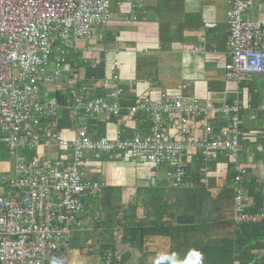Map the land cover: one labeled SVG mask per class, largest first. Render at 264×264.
I'll return each mask as SVG.
<instances>
[{
    "label": "crops",
    "instance_id": "0c3cea01",
    "mask_svg": "<svg viewBox=\"0 0 264 264\" xmlns=\"http://www.w3.org/2000/svg\"><path fill=\"white\" fill-rule=\"evenodd\" d=\"M130 4L113 5L108 24L98 29L101 37L76 43L64 59L66 79L55 85L61 93L82 89L85 99L120 92L119 114L76 123L65 103L53 113L57 134L70 143L83 124L95 139L114 138L119 128L124 137L145 134L149 115L132 111L142 98L180 94L203 108L235 102L242 107L239 167L246 206L264 205V74L238 81L228 76V0H144L132 11ZM243 16L264 19V0H252ZM227 116L204 109L191 118L192 136L199 137L205 123L228 131ZM70 150L68 143L51 141L21 157L66 161ZM2 154L7 162L0 163V174L12 178L16 160L5 149ZM184 167V185L173 186L169 165L138 163L120 152L87 153L83 180L92 189L48 264H264V230L233 222V168L227 160L204 161L192 151Z\"/></svg>",
    "mask_w": 264,
    "mask_h": 264
},
{
    "label": "built area",
    "instance_id": "2783aa9c",
    "mask_svg": "<svg viewBox=\"0 0 264 264\" xmlns=\"http://www.w3.org/2000/svg\"><path fill=\"white\" fill-rule=\"evenodd\" d=\"M121 1L0 0V147L16 160L14 177L0 174V264H48L60 250L70 226L84 209L86 186L83 170L78 168L84 152H126L138 163H168L173 186L184 185L183 159L190 152L201 150L204 161L224 156L236 170L234 224L264 225V206L255 211L246 206L248 189L243 185L244 170L239 167L242 145L237 103H210L203 108L180 94H168L160 101L145 98L132 108L134 114L149 115L150 131L145 134L121 137L119 128L114 138L95 139L87 135L85 126L72 142L71 156L65 162L37 157L25 161L21 157L29 149L55 141L40 133L49 129L41 119L43 112L54 113L59 107L53 99L40 102L42 87L66 79L67 53L80 39L101 37L98 29L108 24L113 5ZM130 2L128 9L132 11L144 0ZM251 4L252 0H228L229 60L225 68L234 80L264 74V19L243 16ZM62 44L68 45L69 51ZM82 91L70 90L67 103L72 108L86 106V115L90 111L119 114L120 92H111L110 99H84ZM204 109L221 118L228 115L229 130L219 133L205 123L201 136L194 138L191 118ZM169 121H173L171 133L167 130ZM59 145L65 143L61 140ZM103 262L112 264L109 259Z\"/></svg>",
    "mask_w": 264,
    "mask_h": 264
},
{
    "label": "trees",
    "instance_id": "16d2710c",
    "mask_svg": "<svg viewBox=\"0 0 264 264\" xmlns=\"http://www.w3.org/2000/svg\"><path fill=\"white\" fill-rule=\"evenodd\" d=\"M58 41L60 42V43H64V41L61 39V38H59L58 39ZM61 47L64 49V50H67L68 49V51H69V46L67 45H65V44H62L61 45ZM58 52H56L55 50L53 51V54L54 55H56ZM51 56H52V54H51ZM58 85H60L59 83H57ZM55 83L54 84H51V85H47V86H43L42 87V89H41V92H40V102H44L45 100H47V101H50V100H55L58 104H59V107L57 108V109H55V111L56 110H58L59 108H61V107H65L66 106V104L65 103H67V100H69L70 98H71V95H70V90L72 89V87H69V88H67V89H64V91L62 90V93L60 92V88H55ZM56 87H58V86H56ZM76 89V88H75ZM85 99V98H84ZM91 99V98H90ZM144 99L145 98H142V99H140L139 101H144ZM152 100V99H151ZM154 101V100H153ZM156 101H159L158 99H156ZM189 101V100H188ZM189 102H191V101H189ZM235 103V102H234ZM230 105H232V103H229ZM238 113H239V115H241L242 116V107H241V105H238ZM84 112H86V106H84V107H81V108H79V109H75L74 107L72 108V113H73V116H74V120H76V123H77V121L79 122V121H83V122H85V124H86V122L88 123V119H93V118H97V117H102V116H105L106 115V117H109V113H107V114H104V115H102V114H99V113H96V112H92V111H90V114H85ZM53 117H54V115H53V113H52V111L51 112H43V114L41 115V119H45L46 120V125H49V129L48 130H41V136L44 138V136L45 137H51L53 140H55L54 142L55 143H57V145H59V142L62 140L65 144L66 143H68V145H69V147H71V144H72V142L74 141V139L69 143V142H66V141H64V139H62L58 134H57V132H56V130L57 131H59V129H60V126L59 125H57V127H55L56 125L54 124V122H53ZM230 118V117H229ZM73 120V121H74ZM86 120V121H85ZM240 121H239V130H240V133L242 132V128H241V126H242V119H241V117H240V119H239ZM85 124H83L82 126H79L78 127V129H77V134L79 133V131L81 130V129H83L86 125ZM87 127V126H86ZM87 129V128H86ZM44 135V136H43ZM87 135H89V133H88V129H87ZM77 136V135H76ZM90 136V135H89ZM201 136V135H200ZM199 136V137H200ZM102 137H104V136H102ZM105 137H109V136H105ZM121 137H124L123 136V133L121 134ZM128 137H131V136H128ZM241 134H240V136H239V140H240V143H241ZM61 140H60V139ZM110 138V137H109ZM197 138H198V136H197ZM57 141V142H56ZM60 146V145H59ZM4 152V148L1 146L0 147V157L1 158H5V155H3L2 153ZM198 153H200V155H201V157H204V155L201 153L202 151L200 150V151H197ZM87 153H109V152H84V154H83V156L80 158V160H81V163H80V165H78V168L80 169V168H82V164H83V160L85 159V157H86V155H87ZM120 154L121 155H128L126 152H120ZM21 156H22V154H21ZM24 156V155H23ZM128 157V156H127ZM24 158V157H23ZM218 158H225L226 160H227V162H228V164L233 168V172H232V176L234 177V175L236 174V170H235V168H234V165L226 158V157H224V156H219ZM218 158H216V159H218ZM33 159V157L32 158H30V157H25L24 158V160L25 161H30V160H32ZM61 160V159H60ZM59 160V161H60ZM184 160V159H183ZM212 160H215V159H212ZM62 161V160H61ZM210 161V160H209ZM62 162H65V161H62ZM72 162V161H71ZM162 164H164V165H168V163H161V164H158V165H162ZM186 176V175H185ZM185 178V177H184ZM243 183H244V179H243ZM84 185L86 186V188L84 189V191H85V196H84V198H83V202H84V200H85V198H86V196L88 195V194H90V192H88V189L90 188V189H92L89 185H87L85 182H84ZM236 185H235V182H234V187H233V191H234V194H235V191L237 190L236 189V187H235ZM233 194V195H234ZM262 206H264V205H262ZM262 206H260V207H262ZM260 207H258V208H260ZM257 208V209H258ZM256 209V210H257ZM255 211V210H254ZM234 212V211H233ZM237 226H248V225H237ZM259 226V228H261L262 230H264V226L263 227H261V225H258ZM258 226H254V227H258ZM104 260H106V259H104Z\"/></svg>",
    "mask_w": 264,
    "mask_h": 264
},
{
    "label": "rangeland",
    "instance_id": "374dc122",
    "mask_svg": "<svg viewBox=\"0 0 264 264\" xmlns=\"http://www.w3.org/2000/svg\"><path fill=\"white\" fill-rule=\"evenodd\" d=\"M80 40H85V38L80 39ZM235 80L238 81V79H235ZM117 135H118V130H117ZM117 135H116V136H117ZM116 136H115V137H116ZM1 162H2V163H6L7 161H6L5 159H3V158L0 157V163H1Z\"/></svg>",
    "mask_w": 264,
    "mask_h": 264
}]
</instances>
